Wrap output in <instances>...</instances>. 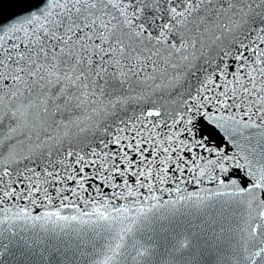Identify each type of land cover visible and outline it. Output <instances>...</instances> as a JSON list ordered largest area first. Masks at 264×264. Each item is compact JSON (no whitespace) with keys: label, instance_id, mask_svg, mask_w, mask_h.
Listing matches in <instances>:
<instances>
[{"label":"snow or ice","instance_id":"1","mask_svg":"<svg viewBox=\"0 0 264 264\" xmlns=\"http://www.w3.org/2000/svg\"><path fill=\"white\" fill-rule=\"evenodd\" d=\"M0 264H264V0H0Z\"/></svg>","mask_w":264,"mask_h":264}]
</instances>
